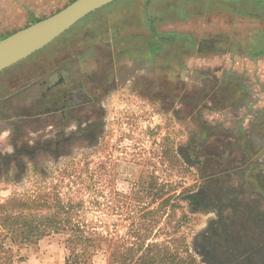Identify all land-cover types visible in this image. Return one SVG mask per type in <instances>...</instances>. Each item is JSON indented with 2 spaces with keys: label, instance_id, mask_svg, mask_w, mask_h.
<instances>
[{
  "label": "rangeland",
  "instance_id": "rangeland-1",
  "mask_svg": "<svg viewBox=\"0 0 264 264\" xmlns=\"http://www.w3.org/2000/svg\"><path fill=\"white\" fill-rule=\"evenodd\" d=\"M72 1H59L39 19ZM113 3L85 19H99L101 24L109 19H159L153 35L143 31L141 41L137 39L135 52L140 50L139 43L143 46L141 61L118 69L122 72L114 77L123 80H114L112 87H104L97 79L90 89L95 103L79 108L72 118L60 111L26 116L25 107L32 98L28 95L0 100V202L31 192L41 183L60 181L64 168L74 170L72 176L63 177L66 198L89 201L98 193L75 190L83 185L77 178L79 170L86 183L92 172L103 204L101 210L89 213L90 218H104L109 231L115 229L118 218V229L123 231L127 205L137 204L135 196L144 183L152 178L184 181V187L193 189L184 197L191 215L189 241L201 263L264 264V144L257 150L249 143L256 139L252 132L264 136V107L243 101L251 94L247 86L264 82V2ZM22 4V0H0V38L29 25L17 22L27 13ZM85 25L72 31H80L74 42L92 32L90 22ZM58 46L53 42L44 51ZM215 50H231L222 58L228 66L232 54H248L255 60L256 77L251 80L212 60L194 67L199 52ZM217 67L223 70L219 79ZM58 94L54 99L36 97L35 107L61 106L63 98ZM243 124L250 128L243 130ZM176 153L178 161L190 168L188 172L176 162ZM85 164L89 173L82 168ZM67 237L66 233L44 235L22 248L20 264H74L69 259L73 245ZM81 264L108 262L100 251Z\"/></svg>",
  "mask_w": 264,
  "mask_h": 264
},
{
  "label": "trees",
  "instance_id": "trees-1",
  "mask_svg": "<svg viewBox=\"0 0 264 264\" xmlns=\"http://www.w3.org/2000/svg\"><path fill=\"white\" fill-rule=\"evenodd\" d=\"M173 157L177 162V153ZM179 164L187 172L190 169L185 162ZM87 165L82 168L89 173ZM101 170L105 168L98 169ZM73 172L64 168L60 181L41 183L31 192L0 202V264H20L24 260L22 248L49 233L68 235L73 245L69 259H74V264H81L100 251L108 264H202L189 241L187 228L191 215L184 197L193 189L184 187V181L152 178L144 183L138 190L140 195L135 196L137 204L127 205L124 219L128 220L127 227L120 231L117 218L115 229L109 231L104 218L89 216L101 210L103 204L96 182L92 183L94 173L90 172L91 180L86 183L79 170L77 178L83 185L75 190L77 193L85 191L84 188L94 190L98 193L94 198L87 201L82 197L66 198L63 194V177L72 176Z\"/></svg>",
  "mask_w": 264,
  "mask_h": 264
},
{
  "label": "crops",
  "instance_id": "crops-1",
  "mask_svg": "<svg viewBox=\"0 0 264 264\" xmlns=\"http://www.w3.org/2000/svg\"><path fill=\"white\" fill-rule=\"evenodd\" d=\"M22 1L23 6L24 3L26 4L24 8L27 13L23 19H17V22H28L29 25L38 21L40 15L54 8V5L59 1L65 2V0H53L50 3L45 0L38 3H33L30 0ZM85 18L50 43L56 42L59 45L55 50L45 52V48L50 45L48 44L43 49L0 71V100L6 99L8 101L12 97L15 98L24 94L32 97L29 100L30 105L25 107L29 113L26 116L29 115L32 118L36 116L38 118L40 115L42 116V113L48 111H60L64 116L72 118L73 113L77 112L79 108L94 104L95 93L90 89L94 87V82L97 79L99 82L101 81L104 87H112L111 83L114 80H123V77L119 75L115 79L114 73H121V68L122 70L132 68L136 66L138 60L141 61L143 46L142 43H139V54L135 52L137 39L139 38L138 41H141L143 31L146 34L153 35L152 33L155 32L154 26L156 27L159 22V19H109V21H103V24H101L98 22L99 19ZM86 22H90L92 32L87 33L78 42H74V36L78 35L80 31H74L75 33L72 31L76 30L75 28L78 30L86 28ZM204 28L202 27V29ZM226 51L199 52L193 59V65L198 69L204 66L203 62L212 60L215 64L216 62L226 64L228 69L232 68L231 72L241 76L247 78L255 76V60L250 58L248 54L235 53L232 54L233 58L230 59L231 62L228 66V61H223L222 58H226L224 54L232 52L231 50ZM193 55L195 54L190 57H193ZM222 71L221 68L216 69L215 72L219 75L217 79H219ZM257 73L258 80L261 77L260 72ZM256 86L254 84L247 86L251 94L244 97L243 101L247 100V102H251L258 107H264V82L258 87ZM56 91L63 98L61 106L55 107L52 104L47 107H41V105L35 107L36 97L44 98L50 95L49 98L54 99ZM216 118L219 120L224 119L222 116ZM245 124L249 125L248 122ZM248 127L250 128V126ZM248 127L243 124L242 129L246 130ZM251 135H254L256 139L253 141L249 139V143H252V146L257 150L262 148L264 136L260 133L258 136L256 131L252 132ZM50 142L47 141V143Z\"/></svg>",
  "mask_w": 264,
  "mask_h": 264
},
{
  "label": "water",
  "instance_id": "water-1",
  "mask_svg": "<svg viewBox=\"0 0 264 264\" xmlns=\"http://www.w3.org/2000/svg\"><path fill=\"white\" fill-rule=\"evenodd\" d=\"M115 1L74 0L52 15L1 38L0 71L43 49L81 19Z\"/></svg>",
  "mask_w": 264,
  "mask_h": 264
},
{
  "label": "flooded vegetation",
  "instance_id": "flooded-vegetation-1",
  "mask_svg": "<svg viewBox=\"0 0 264 264\" xmlns=\"http://www.w3.org/2000/svg\"><path fill=\"white\" fill-rule=\"evenodd\" d=\"M94 103H95V98H94Z\"/></svg>",
  "mask_w": 264,
  "mask_h": 264
}]
</instances>
